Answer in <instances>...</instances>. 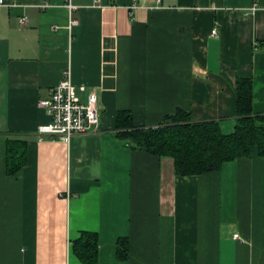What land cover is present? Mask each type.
<instances>
[{"label":"crops","instance_id":"0c3cea01","mask_svg":"<svg viewBox=\"0 0 264 264\" xmlns=\"http://www.w3.org/2000/svg\"><path fill=\"white\" fill-rule=\"evenodd\" d=\"M64 73L81 101L96 94L98 125L39 141L38 101ZM238 78L264 113V0H0V264H82V232L98 236L97 264H264V157L181 177L113 134L117 112L153 128L177 110L230 133ZM8 138L27 143L11 177Z\"/></svg>","mask_w":264,"mask_h":264},{"label":"trees","instance_id":"16d2710c","mask_svg":"<svg viewBox=\"0 0 264 264\" xmlns=\"http://www.w3.org/2000/svg\"><path fill=\"white\" fill-rule=\"evenodd\" d=\"M235 118L230 133H223L217 121L195 122L189 113L177 110L153 128H138L129 112H117L114 137L124 147L155 157L171 158L177 176H200L218 172L224 163L249 158L254 152L264 157V113L252 109L251 79L238 78L235 90ZM5 173L16 175L27 162V143L8 138ZM72 253L82 264L98 263V236L82 232L72 243ZM117 259L129 255L127 239L117 242Z\"/></svg>","mask_w":264,"mask_h":264},{"label":"built area","instance_id":"2783aa9c","mask_svg":"<svg viewBox=\"0 0 264 264\" xmlns=\"http://www.w3.org/2000/svg\"><path fill=\"white\" fill-rule=\"evenodd\" d=\"M136 2V0H133ZM100 3L101 0H94ZM69 12L76 10V6L68 3ZM28 22L27 17L18 19V27H24ZM78 26V20L71 18L68 21L67 29L71 30ZM217 26L210 32L212 37H217ZM80 92L85 91L84 86H80ZM38 107L49 115V122L40 125L37 130L39 141L44 137L57 140L64 144H70L75 135L88 133L98 125L97 96L94 92H89L85 101H81L77 94L76 86L71 82L67 73H64L59 83L50 91L48 99L38 101ZM234 239L239 240L238 235ZM243 242V241H241Z\"/></svg>","mask_w":264,"mask_h":264}]
</instances>
